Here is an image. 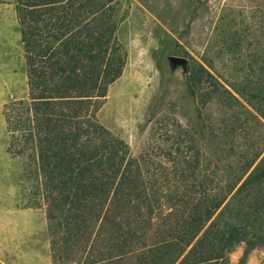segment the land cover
<instances>
[{
    "label": "trees",
    "instance_id": "obj_1",
    "mask_svg": "<svg viewBox=\"0 0 264 264\" xmlns=\"http://www.w3.org/2000/svg\"><path fill=\"white\" fill-rule=\"evenodd\" d=\"M14 3L28 96L3 107L7 152L33 182L27 207L45 208L52 264L83 255L85 264H228L241 244L246 264L264 249L261 152L242 154L223 181L194 158L185 170L193 178L172 168L175 182L152 192L142 159L98 122L126 64L117 36L125 0ZM210 78L194 67L188 85L193 92ZM219 86L209 95H229Z\"/></svg>",
    "mask_w": 264,
    "mask_h": 264
},
{
    "label": "rangeland",
    "instance_id": "obj_2",
    "mask_svg": "<svg viewBox=\"0 0 264 264\" xmlns=\"http://www.w3.org/2000/svg\"><path fill=\"white\" fill-rule=\"evenodd\" d=\"M124 8L117 36L126 64L97 120L127 144L132 159H142L152 192L175 182L172 168L193 178L185 170L194 158L215 181L226 180L244 153L261 152L260 160L264 0H125ZM0 41V264H52L45 208L27 207L33 182L24 179L23 160L7 152L3 107L28 96L14 0H0ZM171 56L186 58V68L172 70ZM198 66L211 78L192 92L188 81ZM211 83L229 95H209ZM243 250L235 247L228 264H238ZM78 262L85 264V255ZM246 264H264V249L253 250Z\"/></svg>",
    "mask_w": 264,
    "mask_h": 264
},
{
    "label": "water",
    "instance_id": "obj_3",
    "mask_svg": "<svg viewBox=\"0 0 264 264\" xmlns=\"http://www.w3.org/2000/svg\"><path fill=\"white\" fill-rule=\"evenodd\" d=\"M169 62L172 70L176 68H182L184 70L187 66V59L184 57L171 56L169 57Z\"/></svg>",
    "mask_w": 264,
    "mask_h": 264
},
{
    "label": "crops",
    "instance_id": "obj_4",
    "mask_svg": "<svg viewBox=\"0 0 264 264\" xmlns=\"http://www.w3.org/2000/svg\"><path fill=\"white\" fill-rule=\"evenodd\" d=\"M2 43V41H0Z\"/></svg>",
    "mask_w": 264,
    "mask_h": 264
}]
</instances>
